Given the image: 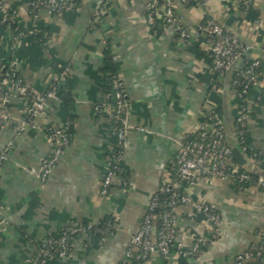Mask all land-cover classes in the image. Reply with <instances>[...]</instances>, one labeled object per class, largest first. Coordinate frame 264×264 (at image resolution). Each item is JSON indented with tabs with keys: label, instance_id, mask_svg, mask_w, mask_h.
Returning a JSON list of instances; mask_svg holds the SVG:
<instances>
[{
	"label": "crops",
	"instance_id": "1",
	"mask_svg": "<svg viewBox=\"0 0 264 264\" xmlns=\"http://www.w3.org/2000/svg\"><path fill=\"white\" fill-rule=\"evenodd\" d=\"M35 0H5L18 14L20 27L32 30ZM79 10L54 15L39 12L38 28L47 29V47L29 43L13 47L10 33L0 24L3 55L19 54L21 78L39 91L68 69L64 86L69 94L52 101L36 127L19 131L23 106L9 105L10 118L0 127V264H30L37 245L79 226L100 227L114 216L113 231L102 243L98 233L80 236L69 257L48 264H240L236 256L257 244L264 229V188L237 190L228 179L204 178L185 187L191 202L176 208V244L170 255H153L141 262L128 255L131 240L146 214L152 195L172 181V161L184 139L215 114L227 130L233 149L232 165L250 169L247 155L235 137L238 97L231 74L218 91L203 41L181 43L173 26L156 33L147 19L151 0H65ZM178 24L195 29L211 18L252 47L246 58L264 59V0H254L244 14L240 0H202L186 7L174 0ZM3 13L0 10V20ZM107 53L115 59L128 101V147L113 187L102 194L106 163L114 149L112 122L94 111L106 96L104 68ZM236 60L233 69L242 66ZM264 72L258 78V106L246 121V144L264 159ZM71 122L70 143L47 180L39 176L51 153L49 126ZM240 146V145H239ZM208 204L224 219L214 243L192 255L199 237L210 238L211 222L195 205ZM178 246L188 253L184 257ZM256 264V261L252 262Z\"/></svg>",
	"mask_w": 264,
	"mask_h": 264
},
{
	"label": "built area",
	"instance_id": "2",
	"mask_svg": "<svg viewBox=\"0 0 264 264\" xmlns=\"http://www.w3.org/2000/svg\"><path fill=\"white\" fill-rule=\"evenodd\" d=\"M186 7L202 5V0H180ZM254 0H240L244 14H247ZM33 9L38 13L32 15L35 25L32 30L20 27L17 11L9 6L5 0H0V10L3 13L0 24L5 26L9 21L17 24L14 31H9L10 42L13 47L21 49L29 44V36L38 31L37 22L39 12L47 10L54 15H62L65 12L79 10L72 2L65 0H35ZM149 24L154 27L156 20H164L167 26H173L178 40L181 43L191 41H203L212 62L214 73L213 90L218 91L224 84L225 79L231 74L230 84L233 89L240 84L241 92L237 91L239 101L235 134L239 136V145L248 157V163L253 169H257L262 176L254 185L264 188V164L263 158L257 152H251L246 144L247 129L246 121L252 111L258 106L260 99L252 101L250 106L242 105L246 102L250 88L258 85V78L262 74L258 71L261 62L259 58H245L242 66L233 69V64L242 55L251 52L252 47L243 44L231 31L207 18L195 29H189L177 23L174 0H151L146 7ZM20 59L19 54L3 55L0 49V127L10 118L9 105L13 98H19L22 102L23 119L20 120L18 130L24 131L27 127H36L34 120L44 116L52 101L64 98L62 90L64 78L68 69L56 76L51 86L45 91H39L26 83L19 75L16 65ZM5 63H9L12 70L7 71ZM115 105L111 109L105 103H96L93 108L97 114L107 112L112 122V136L115 140L114 149L106 163V173L102 183V194L107 195L113 187L115 179L121 170V162L125 149L128 147V130L130 128L128 101L121 91L119 79L112 82ZM264 92V89H263ZM252 100V98H249ZM248 99V101H250ZM71 122H66L61 127L49 126L46 128L51 153L39 171L40 178L44 181L51 175L60 161L66 147L70 143ZM227 130L221 119L215 114L207 115V121L192 135L187 136L180 144L178 152L172 161V181L163 184L152 195L146 214L141 225L131 240V248L128 255L135 256L138 261L149 260L153 255L160 254L164 257L170 255L176 244L177 215L176 208L191 202L184 192L185 187L195 186L204 178L210 179H238L241 182H251L253 177L248 170L232 165L233 149L227 141ZM7 160L6 152L0 154V165ZM198 214L206 217L212 224L210 238L199 237L192 249V255H199L202 248L208 243H214L221 235L224 228V219L212 206L205 204L195 205ZM112 216L106 220L100 229L91 226H79L63 232L62 234L49 237L37 245L36 253L30 264H48L55 257H69L72 249L70 241L72 236H83L90 233H101L100 241L103 243L106 237L113 231L114 219ZM257 244L248 251L236 256L240 264H253L264 254V229L257 232ZM181 254L187 257L188 253L178 246ZM257 262V261H256ZM256 264H259L258 262Z\"/></svg>",
	"mask_w": 264,
	"mask_h": 264
},
{
	"label": "trees",
	"instance_id": "3",
	"mask_svg": "<svg viewBox=\"0 0 264 264\" xmlns=\"http://www.w3.org/2000/svg\"><path fill=\"white\" fill-rule=\"evenodd\" d=\"M33 13L37 14L38 10L37 9L35 10V9H33V7H31V15H33ZM16 26H17V24L11 23L8 21L4 27L9 29L10 31H14L16 29ZM166 27H167V25L164 22V20L158 19V20H156V23H155L153 29L156 33H161L163 31V29ZM49 39H50L49 31L47 29H41V28L38 29V31L35 35L29 36V38H28L29 43H37L38 45H40L42 47H47V45L49 43ZM260 62H261V65H260V68L258 69V71L260 73H263L264 72V59L263 58L260 59ZM5 64L7 67L6 68L7 71L12 70L13 67H11L9 65V63H5ZM104 73L106 76L107 83L103 86V92H104L106 97L97 103H101L104 101L103 103H105L107 106H109L112 109L115 105V94H114V90H113V86H112L113 80H115V79L120 80L121 91L124 94V97L126 100H127V96H126V93L124 91L122 81H121V79L118 75V72H117L115 59L112 55H110V53H107V62H106L105 68H104ZM236 91L241 92L240 84L236 87ZM62 94H64V96L66 98L69 94L68 89H67V91L62 90ZM261 97H262L261 93L256 92L255 88H250L248 95H247V99H246L247 101L244 103L242 102V105L244 104V106H250L252 104V101L255 102L256 100H259ZM249 98H252V100H250ZM248 99L250 101H248ZM99 115H104V116L108 117L107 112H103ZM70 134H71V130L68 132V135H70ZM235 137H236L237 142L239 143V136L237 134H235ZM263 164H264V159H263ZM0 167H1V165H0ZM249 172L253 177L251 182H241L238 179L233 180L234 185H235L237 190L242 191V190H245L246 188H248L249 186L254 185L255 182L262 176V173L259 170H257L256 168L253 169V168H251V166H250ZM107 220H109V219H107ZM97 229H100V231H102L104 229V227L100 226ZM98 235L100 238L103 236V234H101V233H99ZM52 237H55V236H51V238ZM79 237H80L79 235H76V236H72L70 238L71 239V241H70V248L71 249H73L74 242L76 240H78ZM256 261L259 264H264V254L261 258H259Z\"/></svg>",
	"mask_w": 264,
	"mask_h": 264
},
{
	"label": "water",
	"instance_id": "4",
	"mask_svg": "<svg viewBox=\"0 0 264 264\" xmlns=\"http://www.w3.org/2000/svg\"><path fill=\"white\" fill-rule=\"evenodd\" d=\"M242 59H245L246 58V55H242L241 56ZM237 148H239V150H242L241 147L238 145Z\"/></svg>",
	"mask_w": 264,
	"mask_h": 264
}]
</instances>
